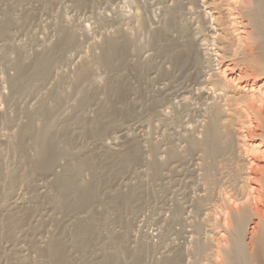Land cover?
Returning <instances> with one entry per match:
<instances>
[{
  "label": "rangeland",
  "instance_id": "obj_1",
  "mask_svg": "<svg viewBox=\"0 0 264 264\" xmlns=\"http://www.w3.org/2000/svg\"><path fill=\"white\" fill-rule=\"evenodd\" d=\"M189 2L0 0V264H215L238 186L196 147L221 100Z\"/></svg>",
  "mask_w": 264,
  "mask_h": 264
},
{
  "label": "bare ground",
  "instance_id": "obj_2",
  "mask_svg": "<svg viewBox=\"0 0 264 264\" xmlns=\"http://www.w3.org/2000/svg\"><path fill=\"white\" fill-rule=\"evenodd\" d=\"M203 2L209 10L205 11L207 14L202 12L203 17L208 19L210 24L207 28L210 29L212 33L210 34L214 35L213 39H210L212 37L209 39L214 41L213 52L219 59L216 79L209 82V89L212 94L219 91L218 97L215 98H220L221 101L214 100L212 104L210 103L212 107L210 105L209 115L207 114L208 120L205 126L207 129H204L206 133L203 132L205 136L201 142L194 140L198 146L195 142L194 144L197 148L199 145L202 148L201 156L204 162L214 156H218L220 162L226 164L232 162L231 165L235 166L233 174L231 173L235 179L232 182L238 186L237 190L234 189V193L233 190L231 193L226 192L225 200L222 199L228 201V205L223 206L225 210L220 223L223 232H226V237L221 234L218 239L215 237L216 242H213L216 244H212L215 250L211 252L214 253V258L216 257L215 264H264V208L259 206L264 200V0H202ZM200 25L203 26V22ZM203 27L202 31L206 30V26ZM187 46L189 47V43ZM217 161L219 160L216 159ZM50 165L49 162L43 164L41 170H48Z\"/></svg>",
  "mask_w": 264,
  "mask_h": 264
}]
</instances>
